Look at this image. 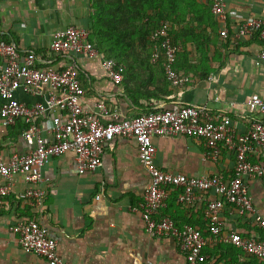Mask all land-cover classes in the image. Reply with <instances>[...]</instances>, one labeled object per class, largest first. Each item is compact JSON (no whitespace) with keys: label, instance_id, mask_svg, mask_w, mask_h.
I'll use <instances>...</instances> for the list:
<instances>
[{"label":"crops","instance_id":"obj_1","mask_svg":"<svg viewBox=\"0 0 264 264\" xmlns=\"http://www.w3.org/2000/svg\"><path fill=\"white\" fill-rule=\"evenodd\" d=\"M197 1L206 12L199 19L205 38L198 46L188 44L178 56L176 66L185 79L181 86L158 80L157 69L151 77L149 71L140 72L133 79L126 81L123 77L116 83L102 66L100 55L51 52L54 31L71 25L88 30L91 0H0V35L22 54L33 55L42 68L75 65L84 89L82 102L88 110L94 111L99 102H104L123 118L192 104L220 117L230 116L235 131L243 133L258 118L257 113L249 111L246 101L250 97L264 98V59L258 56L264 39L258 35L236 38L235 33L246 18H264V0H224L223 17L212 13L209 0ZM223 29L228 30L227 37L221 35ZM43 92L34 95L18 88L15 94L31 105L44 100L47 89ZM47 117L48 113L37 118L35 125L49 142L52 135ZM27 126L22 118L10 126L0 123V154L5 159L33 147L22 135ZM152 141L155 163L164 170L194 177L220 174L229 179L233 175L235 154L225 148L214 161L204 157L206 146L201 138L155 135ZM102 160L99 169L79 173L72 151L51 157L42 167V209L22 196L35 185L21 174L11 178L12 189L3 196L0 206V264H54L24 249L10 230L17 222L30 219L47 226L57 240L58 253L72 264H190L172 238L148 233L140 212L131 209L142 201L149 182L138 159L135 139L115 137L106 143ZM252 160L264 168V152L253 155ZM4 182L0 178V183ZM247 183L255 211L264 217V174L248 178ZM178 193L176 188L168 190L161 213L179 226L188 223L202 230L207 239L203 250L208 256L202 264H226L240 258L249 264H264V257L247 255L208 232L205 210L212 193L203 194L193 205L181 204ZM220 217L225 234H261L251 215H240L228 203Z\"/></svg>","mask_w":264,"mask_h":264},{"label":"built area","instance_id":"obj_2","mask_svg":"<svg viewBox=\"0 0 264 264\" xmlns=\"http://www.w3.org/2000/svg\"><path fill=\"white\" fill-rule=\"evenodd\" d=\"M209 1L212 13L223 17L225 1ZM167 30V22H162L153 35L152 39L158 41L154 44L152 58L155 60L163 53L167 79L172 85L181 86L185 79L174 66L180 47L173 43ZM228 34L227 29L221 31L223 37ZM254 35L264 39L263 17L246 18L235 33L236 38ZM88 36L89 30L75 25L54 31L50 51L89 57L100 55L105 71L116 83H121L123 75L115 60L100 53ZM258 56L264 59V48ZM18 88L34 95H43L44 89L47 93L43 101L30 105L17 99L15 93ZM83 95L84 89L75 65L61 69L42 68L33 55L22 54L14 43L0 35V123L10 126L17 119H24L28 126L22 135L33 146L28 152L13 153L7 159L0 154V178L5 179L4 183H0V206L3 196L12 189L11 178L21 174L28 183L35 185L27 188L22 196L42 209L45 198V191L40 187L42 167L51 157L72 151L79 173L95 171L103 165L106 143L118 136L133 138L138 145L139 162L146 169L149 182L142 201L131 209L140 212L148 233L172 238L190 264L206 262L208 256L203 249L207 239L202 230L188 223L177 225L171 217L163 215L161 209L169 189L179 190L177 199L183 205H193L203 194L212 193L205 210L208 232L247 255L264 257V217L255 211L247 183L248 178L264 174L263 166L252 160L253 155L264 152V98L250 97L246 101L249 111L257 113L258 118L251 121L245 132L237 133L230 116L220 117L192 104L176 109L161 107L120 118L104 102H99L94 111L86 109ZM47 113L50 123L47 129L52 135L49 142L45 141L41 129L35 125L37 118ZM104 117L109 118L103 120ZM155 135L201 138L206 146L204 157L214 161L223 148L233 152V175L229 179L220 174L194 177L160 168L155 163L156 147L152 141ZM227 203L234 206L240 215L253 217L261 233L259 237L243 236L237 231L223 233L220 212ZM10 230L18 236L24 249L40 258L54 264H72L60 256L56 238L37 219L19 221ZM226 264L249 263L240 258Z\"/></svg>","mask_w":264,"mask_h":264},{"label":"trees","instance_id":"obj_3","mask_svg":"<svg viewBox=\"0 0 264 264\" xmlns=\"http://www.w3.org/2000/svg\"><path fill=\"white\" fill-rule=\"evenodd\" d=\"M208 4L210 9V1ZM199 5L197 0H91L88 39L115 60L124 80L146 71L151 77L157 69L158 80L171 85L165 74L164 54L152 58L158 41L152 37L161 23L167 22V33L180 47L174 65L179 72L178 56L188 44L198 46L205 38L199 19L206 12Z\"/></svg>","mask_w":264,"mask_h":264}]
</instances>
